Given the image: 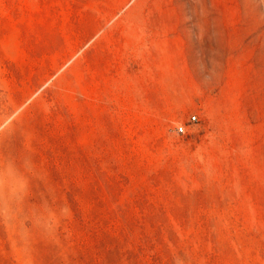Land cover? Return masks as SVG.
<instances>
[{"label":"rangeland","instance_id":"374dc122","mask_svg":"<svg viewBox=\"0 0 264 264\" xmlns=\"http://www.w3.org/2000/svg\"><path fill=\"white\" fill-rule=\"evenodd\" d=\"M0 264H264V0H0Z\"/></svg>","mask_w":264,"mask_h":264},{"label":"built area","instance_id":"2783aa9c","mask_svg":"<svg viewBox=\"0 0 264 264\" xmlns=\"http://www.w3.org/2000/svg\"><path fill=\"white\" fill-rule=\"evenodd\" d=\"M191 119L193 121H196L197 120V117L196 116H193ZM186 131L187 130H186L185 126H182V125L178 126L177 129H176V133L178 135H184V134H186Z\"/></svg>","mask_w":264,"mask_h":264}]
</instances>
